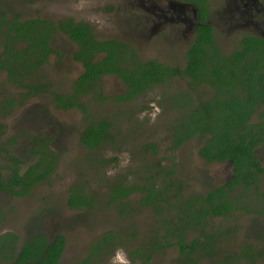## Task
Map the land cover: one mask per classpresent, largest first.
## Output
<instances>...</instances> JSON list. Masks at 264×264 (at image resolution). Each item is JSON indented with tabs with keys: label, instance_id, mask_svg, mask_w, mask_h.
<instances>
[{
	"label": "rangeland",
	"instance_id": "374dc122",
	"mask_svg": "<svg viewBox=\"0 0 264 264\" xmlns=\"http://www.w3.org/2000/svg\"><path fill=\"white\" fill-rule=\"evenodd\" d=\"M112 1L58 0L51 3L42 0H0V17L16 14L22 19L35 15L56 18L60 15L73 14L90 21L98 38L104 39V37L114 35L122 41L132 43L136 48L139 46L142 59L159 58L172 64L184 60L183 56L178 59L179 56H171L167 53L169 51L167 46L163 52H156L150 46L152 40L137 35L109 33L110 30L106 28L108 27L107 20L99 10ZM120 1L123 0H116L117 9H113L110 13L117 14V11L121 9ZM214 1L220 2V0ZM222 35L227 36L226 34ZM227 38L231 41L230 36ZM58 41L59 38L54 40V45L57 48L61 43ZM178 46L185 47L182 43H179ZM60 56L61 61H57L56 56L49 61L50 63L41 67L40 80L36 79L35 71L31 74L33 77L25 78V81H29L27 84L31 88H34L38 83H46L44 92L31 91L29 88H25L27 86L9 83L6 73L0 70V102L3 100L2 98L8 97H16V101L20 100L21 102L8 115L0 110V172L5 174L7 154L4 151L27 159L30 155L27 150L34 141L33 136L48 137V148L57 156L56 166L49 174L48 179L34 186L30 195L16 197L11 196L8 192H0V213L3 215V221L0 222V235L7 231H13L22 237V232L26 233L27 230L23 231L21 225L25 224L30 216L43 217L40 228L53 235L59 228L56 227L58 223L77 217V220L80 221L79 226L75 230L68 229L73 233L70 235L68 232L67 245L60 264L82 260L90 243L109 230L120 233L121 240L115 246L107 249L105 254L92 259L90 264H124L125 261L127 264H144L136 259V256H133V250L139 245L149 243L153 237L164 236L165 228L162 227V222L166 220L164 217L168 218L172 215L171 212L169 215L153 216L151 208L143 206L141 202L143 195L140 192L129 195L125 200L128 203V207L125 209L126 214H120L114 206L108 209L104 208L100 202L93 209L80 212L67 206L66 197L69 190L75 184L80 183L85 188V192L94 193L95 197L103 199L108 184L120 179H124L128 184H142L145 181L140 177L142 178L146 173L154 175L153 183L162 186V188L171 178L172 188L163 194V198H167L169 204L174 203L173 199L169 197H173L177 180L183 186L184 196H196L203 189L193 188V182L190 184V180L184 177L190 168L188 165H185L187 167L182 166V162L185 161L182 154L188 149L189 142L183 151L175 152L169 147L172 141L171 127L175 115H172L173 110L168 103L164 102L163 94L166 92L163 90L164 88L156 86L130 102H119L114 96L116 93L122 92L123 85L113 75L102 78L100 90L97 86L92 92L79 95L84 109L71 107L68 110H60L54 104L52 96L55 93L70 94L73 80L80 71L79 66L71 62L70 55ZM173 56L177 58L174 59ZM174 87L182 88L178 83ZM27 89L31 93H28ZM98 94L102 95V98H99ZM162 102L165 104L163 108L160 105ZM39 109L47 111L49 115L33 116L32 113L35 114ZM32 116L33 118H31ZM100 119H107L111 122L115 141L104 143L99 149L90 151L79 142V132L89 120L98 121ZM145 142H154L157 146L156 152L144 151L141 145ZM35 159V156L30 158L28 163ZM173 159L178 165L173 168L168 179L163 176V172L167 169L170 170ZM163 178H166L165 183ZM41 207L44 209L40 210ZM233 216L234 218H230L227 223L223 221L222 217H215L213 220H209L208 225L211 224V227L214 228L213 231L219 232L223 231L226 225L228 228L230 223L238 225L245 220L244 223L252 224V228L246 229L244 236L241 235L240 241L237 240L235 231L233 239L230 237L232 241L222 242L221 240L215 245L219 250V259L228 257L229 264H248L245 259L241 258V249L244 245L251 244L256 246L259 251L264 247V222L263 220L258 221V219L253 220L248 214L239 213L237 216L234 214ZM134 233L136 234L134 235ZM76 235H78L77 238ZM185 236L186 240L190 241L197 236L196 231L186 230ZM178 250L177 246L167 248L163 254H155L149 264H167V262L173 264L172 260L179 257ZM201 261L202 263L199 264H210L207 259ZM257 264H264V254Z\"/></svg>",
	"mask_w": 264,
	"mask_h": 264
},
{
	"label": "flooded vegetation",
	"instance_id": "af4514ba",
	"mask_svg": "<svg viewBox=\"0 0 264 264\" xmlns=\"http://www.w3.org/2000/svg\"><path fill=\"white\" fill-rule=\"evenodd\" d=\"M42 1L52 3L58 0ZM110 3L99 10L107 20L108 27L106 28L110 30L109 33L137 35L152 40L150 46L156 52H163L167 46L169 50L167 53L171 56H179L178 59L183 56L184 60L172 64L159 58L142 59L139 46L136 48L132 43L122 41L114 35L104 37V39L98 38L90 21L73 14L60 15L56 18L35 15L23 19L16 14L5 15L8 21L15 20V18L21 21L44 18L52 21L57 28L54 30L53 36L55 39L59 38L61 43L59 44V41L57 43L60 47L57 48L54 45L55 39L48 36L47 43L51 50L48 51L46 60L40 67L24 73V79L33 77L31 74L34 71L40 73L41 67L50 63L52 58L57 56V61H61L60 55H70L71 62L80 68L73 80L70 92L73 93L74 82L84 71V66L82 61L73 58L82 46L70 35L73 30L80 29V24H82L81 28L85 26L86 30L90 29L97 40L124 43V47H111L117 57L123 60L122 62L126 64L128 61V68L136 63L134 55L142 61L157 60L171 68H178L176 73L168 79L153 82L142 92L126 96L125 99L117 97L128 92V88L116 72L101 75V80L104 76L113 75L123 85L122 92L116 93L114 96L119 102H130L156 86L164 88L163 90L166 91L163 94L164 102L168 103L173 110L172 115H175L173 127H171V149L175 152L183 151L189 142L188 149L182 154L185 158L182 166L188 165L190 168L184 177L190 180V184L193 182V188L203 189L198 192L199 194L207 196L210 192H216L219 189L221 198L217 199L227 203L232 202V205L236 206L232 210H228L230 216H222L226 223L230 218H234L233 214L237 216L239 213L248 214L253 220L258 219V221L263 220L264 222V1L200 0L199 5L191 0H123L120 1L121 9H118L117 14L110 13L113 9H117L116 0ZM96 15L98 14L96 13ZM2 19L0 17V20ZM58 21H62L64 30L57 27ZM0 26V54H2L6 42L4 38L19 39L20 36L26 34L17 31L8 33L5 25ZM222 34L230 36L231 41ZM245 36L256 40L253 42L254 46L247 47ZM179 43L185 47L180 48ZM14 44L20 48L19 40H15ZM39 50V54L46 53L42 48ZM173 51L174 54H172ZM101 55L99 53L95 59L101 58ZM173 58L177 57L173 56ZM34 61L37 60L34 59ZM0 70L6 73L7 81L11 84L27 86L25 88H29L31 91H45L39 90V83L31 88L27 84L29 81L22 80L21 83L24 85L18 83L20 80L10 81L6 69L0 66ZM101 80L95 81L98 87H101ZM176 83L180 84L182 88L176 89L174 87ZM30 90L26 91L31 93ZM2 99L0 104L7 115L21 104L20 100L16 101V97ZM7 99L13 103L10 107L3 104ZM52 99L54 100L55 97L52 96ZM56 103L54 100V104ZM160 105L162 108L165 106L163 102ZM59 108L60 110L64 109ZM47 113V111L39 109L32 115H49ZM25 115L28 114L25 113ZM182 121H189L190 127H182ZM202 125L208 126L203 128ZM186 133L188 136L184 137ZM229 144L230 148H228ZM177 165L173 159L170 168H175ZM182 191L183 186L177 180L172 197L173 207L167 206L161 197L151 204H142L150 207L151 214L155 217L169 215L171 212L172 215L169 217H172L176 222L178 216L195 213L199 210L198 206L200 205L199 201L195 202L194 199H190L198 194L184 196ZM190 203L194 208L187 207ZM154 205L158 208L163 205L164 208L156 210ZM210 219V217L205 218L201 224L205 225V222H209ZM244 222L245 220L238 225L228 224L236 227L238 241L241 240V235L244 236L246 229L252 228V224ZM208 224L205 225V229H210ZM223 231L225 233L222 242L232 241L234 231L228 230L227 225L224 226ZM20 242L21 239L19 244ZM249 246L252 248L247 249L248 251L245 250L247 245L242 247L241 258L245 259L248 264L251 260L257 264L264 252L259 255L256 246L252 244Z\"/></svg>",
	"mask_w": 264,
	"mask_h": 264
},
{
	"label": "trees",
	"instance_id": "16d2710c",
	"mask_svg": "<svg viewBox=\"0 0 264 264\" xmlns=\"http://www.w3.org/2000/svg\"><path fill=\"white\" fill-rule=\"evenodd\" d=\"M191 1H195L200 5V0ZM3 16V19L0 20V25L6 26V32L17 31L26 35L20 36L19 39L14 38L9 40L4 38L7 43L5 42L4 50L0 54V66L6 69L10 81L17 82L20 80L18 83L24 85L21 83L22 80H25L23 74L40 67L46 60L47 53L51 50V47L47 43V38L48 36H52L55 39L53 33L57 28L52 21L44 18L22 21L15 18V20L8 21L5 18L6 16ZM81 26L82 24H80V29L73 30L70 37L76 39L82 46L74 54L73 58L83 62L84 71L75 80L73 93L64 96L54 94L57 107L64 109L79 107L80 109H84V104L79 100V95L89 91L92 92L97 87L95 81L101 80V75L104 74L116 72L121 77L128 88V92L117 97L125 99L126 96L129 97L142 92L145 87L153 82L168 79L178 69L171 68L157 60L142 61L136 55H134L136 63L128 68V61L126 64L122 62L123 60L118 58L113 50V47H124V43L112 40H97L92 35L90 29L86 30L85 26L82 28ZM57 27L60 30H64L62 21L57 22ZM247 37L245 36L247 47L254 46L253 42L256 40ZM15 40H19L20 48L19 46H15ZM40 48L44 49L46 53L39 54L38 50ZM99 53L102 54L101 58L95 59ZM34 59L37 61H34ZM30 69L32 70L30 71ZM188 72L190 73L189 70ZM165 73L168 75L166 76ZM40 76L41 73H37L36 79H39ZM46 86V83H39V90L44 91ZM100 89L101 87H99ZM97 96L102 98L100 94ZM3 104L10 107L13 103L7 99ZM2 109V104H0V110ZM181 125L182 127H190L189 121H182ZM207 126L202 125L201 127L205 128ZM186 136H188V133L184 135V137ZM32 138L34 141H32L31 147L27 150L30 154L27 159L16 157L4 151L7 155L5 157V174L0 172V192L5 191L11 196L16 197L30 195L33 187L46 181L56 166L57 156L49 150L47 145L49 138L44 136H33ZM114 141L115 136L111 130V122L107 119H100L98 121L89 120L82 127L79 134V142L90 151L99 149L104 143ZM169 147L172 148L171 146ZM230 147L231 145L229 144L228 148ZM156 148L157 146L154 142H145L142 145L144 151L147 150V152L151 153H155ZM34 156L36 159L28 163L30 158ZM24 165L26 166L24 167ZM171 171H173V167L170 170H164L163 176L168 178ZM153 178L154 175L146 173L142 178L140 177V179L145 181L142 184H128L124 179L117 180L114 183L108 184L103 199L95 197L94 193L85 192L86 190L83 185L77 183L69 190L66 203L70 209L83 212L93 209L100 202L104 208L108 209L114 206L120 214H126L125 209L128 207V203L125 200L129 195L140 192L143 195L141 202L144 204L156 202L161 197V200L167 206L173 207L172 204L168 203L167 198H163L164 192L172 188L171 178H168L169 181H167L163 188L162 186L156 188L157 185L153 184ZM166 178H163L164 183L166 182ZM217 198H221L219 189L216 192H210L207 196L198 194L196 197L190 198L194 199L195 202H200L198 206L199 210L195 213L191 212L187 215L178 216L176 222L171 219L172 217H164L166 220L162 222V227L165 228V235L161 236V238L153 237L149 243L139 245L133 250V256H136V259H139L142 263L149 264L155 254H163L167 248L177 246L179 257L172 260L174 261L172 262L173 264H199L202 263V259H207L210 264H229L228 257L219 259V250L218 247H215L216 244L223 240L225 232L213 231L214 228L211 227V224L210 229H205V225L209 223L207 221L205 225L201 224V221L207 217L213 220L215 217H222L223 215L230 216L231 214L228 210L236 207L232 205V202L227 203ZM187 207L189 209L194 208L192 203L188 204ZM161 208H164V206L160 205L159 208L156 206V210ZM42 209L44 207L40 208V210ZM2 219L3 215L0 213V222L3 221ZM42 219L43 217L30 216L27 222L21 225L23 231L27 230L26 233L22 232V237L13 231H7L0 235V264L7 262L10 264H60V258L67 245L68 232L70 235L73 233V231H68V229L75 230L76 227L78 228L80 221L77 220V217L62 221L56 225L59 228L56 229L53 235L48 236L49 233L40 228L43 223ZM169 229L170 231H168ZM189 229L195 230L197 236L187 241L185 231ZM228 230L235 232L236 227L229 226ZM77 237L78 235H76ZM79 237L82 239L81 236ZM20 239L21 242L19 244ZM120 240V233H116L113 230L105 231L99 238L90 243L87 253L82 260L71 261L69 264H90L92 259L105 254L107 249L115 246ZM250 248L252 247L247 245L245 250L248 251L247 249ZM262 252H264V247L258 251L259 255ZM249 262V264H255L253 260ZM167 264L170 263L167 262Z\"/></svg>",
	"mask_w": 264,
	"mask_h": 264
},
{
	"label": "clouds",
	"instance_id": "9594fccd",
	"mask_svg": "<svg viewBox=\"0 0 264 264\" xmlns=\"http://www.w3.org/2000/svg\"><path fill=\"white\" fill-rule=\"evenodd\" d=\"M124 264H127V262L125 261Z\"/></svg>",
	"mask_w": 264,
	"mask_h": 264
}]
</instances>
